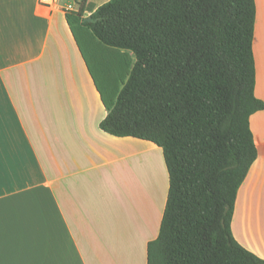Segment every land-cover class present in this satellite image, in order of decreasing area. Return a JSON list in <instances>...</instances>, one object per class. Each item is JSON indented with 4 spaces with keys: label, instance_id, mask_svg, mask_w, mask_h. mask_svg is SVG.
Returning a JSON list of instances; mask_svg holds the SVG:
<instances>
[{
    "label": "crops",
    "instance_id": "0c3cea01",
    "mask_svg": "<svg viewBox=\"0 0 264 264\" xmlns=\"http://www.w3.org/2000/svg\"><path fill=\"white\" fill-rule=\"evenodd\" d=\"M106 1L86 0L82 19ZM254 1L264 104V0ZM105 115L65 12L0 0V264H146L168 191L162 150L103 131ZM249 126L257 154L230 228L264 259V106Z\"/></svg>",
    "mask_w": 264,
    "mask_h": 264
},
{
    "label": "trees",
    "instance_id": "16d2710c",
    "mask_svg": "<svg viewBox=\"0 0 264 264\" xmlns=\"http://www.w3.org/2000/svg\"><path fill=\"white\" fill-rule=\"evenodd\" d=\"M65 11L106 110L99 127L157 144L168 191L146 264H264L231 233L256 158L254 0H108ZM81 36L85 41L81 40Z\"/></svg>",
    "mask_w": 264,
    "mask_h": 264
},
{
    "label": "built area",
    "instance_id": "2783aa9c",
    "mask_svg": "<svg viewBox=\"0 0 264 264\" xmlns=\"http://www.w3.org/2000/svg\"><path fill=\"white\" fill-rule=\"evenodd\" d=\"M42 6L60 8L65 11H77L86 0H37Z\"/></svg>",
    "mask_w": 264,
    "mask_h": 264
}]
</instances>
